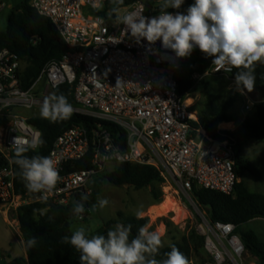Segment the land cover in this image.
<instances>
[{"label": "built area", "instance_id": "built-area-1", "mask_svg": "<svg viewBox=\"0 0 264 264\" xmlns=\"http://www.w3.org/2000/svg\"><path fill=\"white\" fill-rule=\"evenodd\" d=\"M95 2L103 5L105 0ZM92 3L93 0H30V7L51 22L70 51L60 61L47 62L27 90L21 87V59L0 48V119H6L0 125V208L6 220L30 203L65 207L81 193L91 196L96 178L108 164L151 166L168 187L172 184L184 194L196 186L231 195L239 181L234 171L233 144L208 138L204 130L193 128L198 115L191 104H186L188 96L178 93L179 58L170 49L162 48L160 41L152 45L143 39L137 42L125 25H114L113 20L96 15L94 11L100 8H93ZM5 7L0 0V13ZM141 9L149 18L160 14L155 9L148 11L140 0L120 10L124 14ZM167 11L182 13L181 7ZM229 67L218 71L212 64L211 73L229 76L233 71H228ZM117 79L122 82L120 87H116ZM41 82L44 89L38 94L36 88ZM62 85L73 87V113L91 118L93 128L71 127L54 140L47 156L56 161L61 180L52 193H37L36 198L19 195L14 187L13 139L19 136L39 140V132L28 118L13 111L40 110L43 99ZM253 106L246 100L244 109L250 112ZM101 122L112 123L126 134L125 150L116 145ZM89 153V167L73 170L72 165ZM175 193L174 200L187 213ZM45 195L47 200L43 199ZM12 221L17 226L15 218ZM234 229L233 224H211L203 217L199 231L215 264H237L234 255L240 257L244 248L233 234ZM233 238L237 246L234 249L230 245L232 253L228 245Z\"/></svg>", "mask_w": 264, "mask_h": 264}, {"label": "trees", "instance_id": "trees-1", "mask_svg": "<svg viewBox=\"0 0 264 264\" xmlns=\"http://www.w3.org/2000/svg\"><path fill=\"white\" fill-rule=\"evenodd\" d=\"M137 0H124L120 7H126ZM147 10L155 9L161 11L160 6L154 8L153 3L156 0H140ZM30 0H21L9 11L6 18V28L0 32V48H6L16 54L23 63L21 73V87L23 90L29 89L37 80L41 70L49 61H60L62 57L69 52V48L64 44L59 34L51 22L39 16L36 11L30 7ZM194 3V0H184L181 6L182 13L186 14L187 8ZM112 7L110 0H105L103 7L95 10L96 15H100L106 20L108 11ZM169 8L167 10H173ZM204 60L206 57L197 50ZM203 63V62H202ZM242 69L233 68L229 77L235 81V74ZM183 58H179L177 68V86L181 97H186L194 93V87L190 79L182 78ZM254 75L256 77L255 88L252 92L244 91L248 95L258 93L262 97L255 105L249 116L243 119H235L229 111L233 107L235 100L225 101L209 100L204 108L197 112L198 122L193 124L194 129L204 130L206 136L211 139L228 140L233 144L234 153V171L238 180H241L245 173H252L249 163L242 156V145L248 139L264 141V64L257 63ZM52 93H63L68 101L76 107L73 98V87L62 85L56 88ZM240 120V121H239ZM6 119H0V125L4 124ZM237 122L233 131L218 132L217 127L221 123ZM28 123L39 132V140L44 143L36 150H29L25 155L47 156L54 140L65 130L84 126L88 129L93 128L94 121L86 116L73 113L70 119L52 123L42 117L28 119ZM111 135L113 141L121 149L126 147V134L117 126L108 122H101ZM90 153L87 157L75 163L73 170L87 169L89 167ZM12 166L14 172V187L19 195H29L36 198L37 193H29L24 186V182L18 175L19 168L14 163L15 151L12 153ZM163 182L159 172L148 165L123 163L116 165L111 172H104L99 175L93 186V193L85 202V212L83 218L88 216V210L94 205L101 193V187L104 184H110L116 187L130 186L135 190L153 187ZM192 200L199 208L205 212V218L211 223H230L235 226L233 234L237 236L244 248V251L255 259V264H264V242L260 241L257 235L252 231H243L241 227L255 219H264V195L249 192L242 181L235 184L231 195H224L218 192L197 188L194 186L191 190ZM151 195L156 203L160 202V192L151 191ZM76 197L74 200H79ZM73 200V201H74ZM72 201V202H73ZM68 206L60 207L45 202H34L24 205L16 210L14 218L22 238L25 249L27 264H80V253L68 243L62 242V237L69 236V222L77 219L73 214V203ZM116 223L125 225L131 224V238L138 234L141 226H147V218H137L136 216H123L117 213V219L110 220L99 228L96 234H107V231ZM37 238L35 247L28 248L25 243L30 237ZM205 238L194 228L188 233L174 237L169 245L159 249L155 258L157 260L166 259V253L171 251L175 245L189 260L190 264H202V252Z\"/></svg>", "mask_w": 264, "mask_h": 264}, {"label": "clouds", "instance_id": "clouds-1", "mask_svg": "<svg viewBox=\"0 0 264 264\" xmlns=\"http://www.w3.org/2000/svg\"><path fill=\"white\" fill-rule=\"evenodd\" d=\"M110 3L108 18L114 25H125L137 42L143 39L152 45L160 41L162 48L170 49L177 58H188L198 48L206 58L213 57L212 64L218 71L226 66H231L228 71L242 69L235 74L236 89L241 94L254 90L255 66L264 64V0H194L186 14L167 11L179 9L184 0H162L160 14L150 18L142 9L121 14L124 0H110ZM92 7L103 5L93 0ZM121 83L117 79L116 87ZM73 112V105L63 93L46 96L40 108L41 117L52 123L70 119ZM43 143L42 139L29 141L19 136L13 139L14 163L29 193H52L61 180L51 156L25 155ZM43 199L47 200V195ZM88 199L87 193H81L80 199L72 202L77 219H83ZM108 203L107 199H99L92 209H103ZM136 216L140 218L141 213L138 211ZM131 231L132 225L123 223H116L106 236L89 235L85 227H79L71 237H62V242L80 253V264H190L175 245L166 253V259L155 258L162 247V235L158 231L141 226L134 238ZM24 243L28 248L35 247L37 238L32 236Z\"/></svg>", "mask_w": 264, "mask_h": 264}, {"label": "rangeland", "instance_id": "rangeland-1", "mask_svg": "<svg viewBox=\"0 0 264 264\" xmlns=\"http://www.w3.org/2000/svg\"><path fill=\"white\" fill-rule=\"evenodd\" d=\"M3 1L6 7L0 13V32H3L6 28V18L9 11L21 0ZM161 3L162 0H156L153 3V7H159ZM197 50L198 48L194 49L190 57L183 58L182 78L190 79L195 90L187 98L191 100L192 110L196 112L202 110L209 100L225 101L232 98L235 100V103L229 111L231 116L235 119L239 117L243 119L245 116H249L252 111H245V101L249 100L255 105L262 99L260 94L253 93L252 95H248L245 92L241 94L236 89L235 81L229 76L212 74L213 57H207L203 60ZM194 75H198V78L193 79ZM43 89L44 82H41L37 85L36 91L38 94H41ZM13 113L28 119L41 117L40 110L15 109ZM242 156L249 163L252 173H245L239 181H242L249 192L264 195V141L255 139L246 140L242 145ZM115 166L108 164L105 172H111ZM153 189L157 192L159 191L161 194L159 203H156L151 195ZM175 191H177L178 197L181 199V204L187 208L188 212L185 218L178 224L172 220V212L154 219L151 218L153 215L151 213L153 207L161 204L165 196L170 197L172 200H174L173 197L177 198ZM99 199H107L109 201L108 205L103 209L98 207L92 209L91 205L86 218L71 220L68 226L71 234L79 227H85L89 235L96 234L97 230L104 223L110 220H116L118 212L122 213L123 216H136V213L139 211L141 213L140 218L148 219L147 226L149 230L158 231L162 235L161 248H163L169 245L174 237L188 233L193 228L200 234L199 225L203 223V217L206 216L205 212L199 210L193 202L191 193H181L172 184L171 187H168L164 182L140 190H135L130 186L116 187L110 184H104L101 187ZM13 218L14 215L12 216L10 214L8 220H6L0 208V264H27L22 238L18 226L12 221ZM241 230L254 232L259 240L264 242V219H255L243 225ZM237 239L240 240L239 238ZM228 248L233 253L230 244ZM234 257L237 264H255V259L244 250L240 257L236 255ZM201 260L204 261L202 264H215L207 251L202 252ZM195 261L198 262L199 260H194V264ZM225 264L235 263L233 261H226Z\"/></svg>", "mask_w": 264, "mask_h": 264}, {"label": "bare ground", "instance_id": "bare-ground-1", "mask_svg": "<svg viewBox=\"0 0 264 264\" xmlns=\"http://www.w3.org/2000/svg\"><path fill=\"white\" fill-rule=\"evenodd\" d=\"M186 104H191V100L187 99ZM173 213V221L175 223H180L186 216V212L177 204L176 201L172 200L170 197L165 196L164 201L156 207H153L151 213L153 214L151 218H156L159 216H163L166 213ZM230 245L236 249L237 240L231 239Z\"/></svg>", "mask_w": 264, "mask_h": 264}, {"label": "crops", "instance_id": "crops-1", "mask_svg": "<svg viewBox=\"0 0 264 264\" xmlns=\"http://www.w3.org/2000/svg\"><path fill=\"white\" fill-rule=\"evenodd\" d=\"M254 108V106H253ZM252 108V109H253ZM194 111V110H193ZM252 111V110H251ZM196 112V111H195ZM197 113V112H196ZM198 115V114H197ZM237 122H230V123H221L218 125L219 129H223L225 131H233L236 128Z\"/></svg>", "mask_w": 264, "mask_h": 264}, {"label": "water", "instance_id": "water-1", "mask_svg": "<svg viewBox=\"0 0 264 264\" xmlns=\"http://www.w3.org/2000/svg\"><path fill=\"white\" fill-rule=\"evenodd\" d=\"M207 142L206 141H204V144H206Z\"/></svg>", "mask_w": 264, "mask_h": 264}]
</instances>
